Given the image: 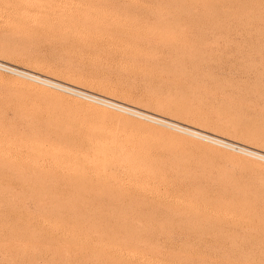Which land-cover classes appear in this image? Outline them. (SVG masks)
I'll use <instances>...</instances> for the list:
<instances>
[{
	"label": "rangeland",
	"instance_id": "1",
	"mask_svg": "<svg viewBox=\"0 0 264 264\" xmlns=\"http://www.w3.org/2000/svg\"><path fill=\"white\" fill-rule=\"evenodd\" d=\"M0 61L264 152V0H0ZM20 75L0 264H264V161Z\"/></svg>",
	"mask_w": 264,
	"mask_h": 264
},
{
	"label": "bare ground",
	"instance_id": "2",
	"mask_svg": "<svg viewBox=\"0 0 264 264\" xmlns=\"http://www.w3.org/2000/svg\"><path fill=\"white\" fill-rule=\"evenodd\" d=\"M8 65H9V64L0 61V69L4 68V69H6L7 71H11L12 73L14 72V73H16V74H21L22 76H27V77L30 78V79L32 78V77H30V76H28V75H26V74H22V73H20V72H18V71H15V70H12V69H10V68L5 67V66H8ZM9 66H10V65H9ZM11 66H12V65H11ZM12 67H14V66H12ZM16 69L21 70V71H24V70H25V69L22 70V68H19V67H17V66H16ZM26 71H28V70H26ZM29 72H30V71H29ZM21 75H20V76H21ZM32 80L34 81V80H37V79L32 78ZM37 81H39V80H37ZM39 82H41L42 84H45V85L51 86L52 88H53V87H54V88H58V89H61V90H65L66 92H69V93L75 94V95H77V96L84 97V98H88L89 100H93V101H95V102H99V103H102V104H105V105H108V106H113V107H115L116 109L123 110V111H125V112H128V113H131V114H135V115H137V116H140V117H142V119L145 118V120H151V122H152V121L160 122V124L162 123L163 126L166 125V126H168V128L170 127V128H174V129L180 130L179 132L183 131V132H185L186 134H190V136L192 135V136H194V137L201 138V140L203 139V140H205L206 142L209 141V142H211L212 144L215 143V145L218 144V146H219V145L224 146V147H226V149H227V148H230V149H233L234 151L237 150V151L239 152V154L245 153L246 155H247V154L250 155L249 157L252 156V158L255 157L256 159H259V160L264 161V156H262V155H264V152L261 151V150H259V149L252 148V147H250V146H245V145H242L241 143L239 144V143H236V142H233V141H230V140H229V141L232 142V144H235V145L224 144V143H220V142L214 141V140L209 139V138L204 137V136H200V135L193 134L192 132H190V131L188 132V131L184 130V129L181 128V127L172 126V125H168L169 123H168V124H165V123L161 122V121H165V120L170 121V119H167V118L162 117V116H159V115L152 114V113L147 112V111H141V113H138V112H134V111H131V110L125 109V108H123V107H126V108H129V109H133V110H134V108H132L131 106H129V105L125 104V103H120V102H117V101H115V100L113 101V100L110 99V98L108 99V98H106V97H104V96H102V95H99V94H96V93L90 92V91H88V90H85V89H83V88H80V87H77V86H74V85L65 84V83H63V82H61V81L53 80V83H47V82H44V83H43L42 81H39ZM135 110H136V109H135ZM170 122H173V121H170ZM173 123H176V122H173ZM177 124H179V123H177ZM184 127H186V126H184ZM190 128H192V127H190ZM192 129H193V128H192ZM193 130H194V129H193ZM195 130H197V129H195ZM197 131H200V130H197ZM200 132H203V131H200ZM203 133H206V134L211 135V136H215V135H212V134L207 133V132H203ZM220 138H221V137H220ZM231 151H232V150H231ZM250 151H253V152H255V153H252V152H250ZM235 152H236V151H235ZM238 152H237V153H238ZM258 154H259V155H258ZM253 159H254V158H253Z\"/></svg>",
	"mask_w": 264,
	"mask_h": 264
}]
</instances>
